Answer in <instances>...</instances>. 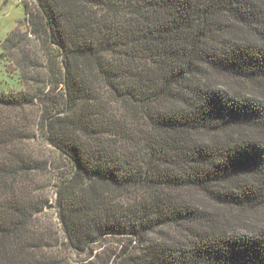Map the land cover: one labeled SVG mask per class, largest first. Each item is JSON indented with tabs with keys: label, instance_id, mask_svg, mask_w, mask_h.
I'll list each match as a JSON object with an SVG mask.
<instances>
[{
	"label": "trees",
	"instance_id": "trees-1",
	"mask_svg": "<svg viewBox=\"0 0 264 264\" xmlns=\"http://www.w3.org/2000/svg\"><path fill=\"white\" fill-rule=\"evenodd\" d=\"M27 12L41 59L0 91V264H264V0Z\"/></svg>",
	"mask_w": 264,
	"mask_h": 264
},
{
	"label": "rangeland",
	"instance_id": "rangeland-1",
	"mask_svg": "<svg viewBox=\"0 0 264 264\" xmlns=\"http://www.w3.org/2000/svg\"><path fill=\"white\" fill-rule=\"evenodd\" d=\"M34 5L35 0H0V91H8L11 88L18 90L19 82H16L15 77L22 72L20 64L31 63L29 61L35 63L41 59L38 42L28 34L27 10H32ZM13 33L23 37L19 48L3 50L5 39ZM49 197L53 206V189L49 190ZM37 219L42 231L46 230L53 235L58 226L54 208L51 207ZM53 252L60 258L68 259L70 264L78 260V257L67 253L63 248Z\"/></svg>",
	"mask_w": 264,
	"mask_h": 264
}]
</instances>
